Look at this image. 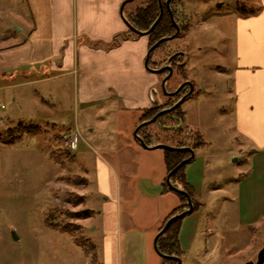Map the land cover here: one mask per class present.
<instances>
[{"label":"rangeland","instance_id":"1","mask_svg":"<svg viewBox=\"0 0 264 264\" xmlns=\"http://www.w3.org/2000/svg\"><path fill=\"white\" fill-rule=\"evenodd\" d=\"M179 1L178 20L186 30L175 38L172 50L186 53L187 78L198 94L181 104L182 127L191 130L188 145H193L195 131L205 143L194 150L183 169L201 205L181 220V259L208 264L255 262L264 242V149L236 131L233 73L240 17L236 8L244 4L257 9L259 0ZM143 4L144 0H134L125 11ZM29 21L26 0H0V47L24 38L27 31L17 29ZM115 42L106 48L117 47L121 38ZM93 46L104 49L99 43ZM218 66L221 70L216 72ZM5 76L0 74V264H97L100 237L90 228L100 221L97 211L110 194H99L94 163L104 149H119L115 136L107 133L110 126L114 128L112 115L102 112L96 118L82 110L71 76H49L43 83H24L19 74ZM179 80L176 77L172 85ZM62 117L77 121L83 137L78 144L65 146L62 135L72 130L59 124ZM139 124L128 137L134 144L138 142L133 130ZM22 125H38L40 130L23 134ZM151 126V133L160 140L152 137L150 146L170 140L171 132L161 133ZM89 127L93 133H87ZM149 152L162 155L163 149ZM116 153L124 159V149ZM143 164V158H136L123 167L115 166L121 197L116 204L118 264H152L154 256L164 263L153 249L157 232L147 245L145 232L153 216L168 211L179 197L164 191L165 171L163 176L158 169L145 172Z\"/></svg>","mask_w":264,"mask_h":264},{"label":"crops","instance_id":"2","mask_svg":"<svg viewBox=\"0 0 264 264\" xmlns=\"http://www.w3.org/2000/svg\"><path fill=\"white\" fill-rule=\"evenodd\" d=\"M122 1L26 0L32 21L26 25L23 23L17 32L24 28L23 32L26 30L27 35L0 47V74H19L24 83L30 80L43 83L49 76L52 79L71 76L75 99L82 110L91 111L92 117L96 118L102 112L112 115L114 128L110 126L107 133L115 136V146L119 149H104L103 155L96 157L94 163L99 194H110L97 211L100 221L90 228L100 237L96 249L99 256L97 264H118L116 235L120 219L116 204L121 197L117 196L116 167L143 158V171L158 169L160 174L163 171L161 176L164 171L166 173L163 154L149 152L154 149H144L128 138L130 130L138 124L142 111L150 106L152 99H156L159 78L144 67L147 36L134 37L128 33L119 16ZM257 10L256 15L239 17L236 21L237 58L233 73L235 124L238 133L249 137L256 148L264 149V0L258 1ZM116 36L121 38L119 45L106 48ZM95 43L103 45L104 49L95 48ZM199 75H203V72ZM87 117L83 116L84 119ZM59 124L71 129L78 143L83 139L77 121L71 123L62 117ZM86 131L93 133V128L89 127ZM239 148L242 150L241 143ZM121 149L125 151L124 159L118 158L121 156L116 153ZM153 164L155 167L152 168ZM140 168L141 164L137 165L138 171ZM157 199L161 200V195L158 194ZM146 200L153 202L155 198L146 197ZM179 205L180 199L172 201L168 211L164 209L153 216L145 232L146 245L147 239L159 232L168 215ZM143 219L146 220L147 216ZM181 228L178 233L180 264H208L181 259ZM208 235L207 232L204 236ZM191 250L194 251L192 247ZM154 259L152 264H162L155 256Z\"/></svg>","mask_w":264,"mask_h":264},{"label":"trees","instance_id":"3","mask_svg":"<svg viewBox=\"0 0 264 264\" xmlns=\"http://www.w3.org/2000/svg\"><path fill=\"white\" fill-rule=\"evenodd\" d=\"M166 0H161L163 3V14L159 22L154 26L152 31L147 35V49L152 46L155 42H157L159 39L163 37H169L174 34L175 27L170 19L169 12L166 9L164 2ZM127 3L123 8V14L124 17L127 19V21L130 23L131 26H133L135 29L139 31H146L150 28V26L153 24V22L156 20L158 14H159V7L157 0H144V4L140 7H135L133 10L126 13L125 7L128 5ZM180 5L179 0H170L169 6L170 10L173 16V19L176 23L179 24L178 20V10L176 9ZM257 9H247V6L244 4H239L236 8V12L240 17L246 18L250 16H254L257 13ZM180 31L179 34L176 37H181L182 34H184L186 30V26L183 24H179ZM130 34H134L129 29L127 31ZM136 35V34H135ZM117 36L112 40L110 43L111 45H114L116 42ZM173 40L170 41H164L159 46H157L150 54L148 59V67L150 68H156L160 66L162 63L165 62L167 56L170 54H174L176 52H179V50H172L173 49ZM184 52V51H183ZM175 60H180V57L175 58ZM176 77H179L181 82L184 79L187 78V72L185 71L184 67H180L175 69L173 77L168 81V85H170V89H173L177 84L172 85L173 81ZM175 83V82H174ZM162 101L154 100L150 107L144 109L142 111L141 117L138 121V124L151 119L160 109L169 107L172 105V103L175 101V99L168 98L166 96H162ZM184 119V113L181 109V107L176 108L174 111L166 113L161 115L158 119H156L152 124L144 126L140 128L137 132V134L142 138L144 143L147 146H150L152 137H155L157 140H160L159 135H154L151 133V129L153 128L151 125H154L161 133H167L171 132V138L167 142L163 141L161 143H167V145H170L175 148H181V147H190L193 151L197 148H201L205 146L204 141H202L200 134H198L197 131H195L193 135V145H188L186 140L189 138V134L191 133V130H186L182 127ZM21 125V124H20ZM20 133L28 134V135H34L39 132V126L38 125H22ZM185 130V132H184ZM185 133L183 137L182 134ZM21 136V135H20ZM19 137V135H18ZM160 143V141L158 142ZM190 156L189 151L183 150H169V149H163V162L166 169V173L170 170H172L177 164L180 162L186 160ZM186 165V164H185ZM185 165H181L170 177V183L175 186L176 188H179L181 190H184L187 192V194L190 196L193 210L195 211L199 208L201 204L197 201L196 193L193 191V189L189 186V184L186 182L185 175L183 173V169ZM166 174V175H167ZM164 191H170L175 193L179 199H180V205L174 209L166 218L165 222L173 215L181 213L182 211L186 210L188 208L186 198L184 195L173 191L168 187V185L165 182H163ZM197 204V206H195ZM84 214H87V212H84ZM182 218H178L173 220L166 231L158 237L157 239V248L158 250L165 255L168 256H177L180 257L181 255V249L178 242V233L181 226V220ZM162 225V227H163ZM161 227V228H162ZM160 228V229H161ZM164 263L162 264H175V261L163 259Z\"/></svg>","mask_w":264,"mask_h":264},{"label":"water","instance_id":"4","mask_svg":"<svg viewBox=\"0 0 264 264\" xmlns=\"http://www.w3.org/2000/svg\"><path fill=\"white\" fill-rule=\"evenodd\" d=\"M134 0H123L119 6V16L120 18L122 19V21L124 22V24L126 25V27L131 31L133 32L134 34L138 35V36H147L151 31L152 29L154 28V26L159 22V20L161 19L162 17V14H163V9H162V3H161V0H157L158 2V6H159V14L156 18V20L153 22V24L150 26V28L146 31H139L137 29H135L133 26L130 25V23L127 21V19L124 17V14H123V8L124 6L127 4V3H130ZM169 1L170 0H166L165 2V7L166 9L168 10L169 12V16H170V19L175 27V32L173 35L169 36V37H163L161 39H159L157 42H155L152 46H150L146 52V56H145V59H144V67L145 69L148 71V72H152V73H160L162 71H165L167 70L168 71V74L161 80V88H162V91L166 94V95H169V96H172V95H175L183 86H185L186 84L190 85V91L192 90V87H191V84L190 82H183L179 85V87L174 91V92H170V93H167L166 90H165V82L170 78L171 74H172V68L165 65V66H162L161 68H158V69H151L148 67V59H149V56L151 54V52L157 47L159 46L162 42L164 41H170L172 39H174L178 34H179V31H180V26L178 23H176L173 19V16H172V13H171V10H170V6H169ZM182 54V53H180ZM186 96H183L178 102H176L172 107L168 108V109H164V110H161L159 111L157 114H155L150 120H147V121H144L142 123H140L134 130H133V136L135 138V140L140 144L141 147L145 148V149H149V150H152V149H158V148H162V149H169V150H180V151H183V150H186V151H189L190 153V156L180 162L179 164H177L172 170H170L168 172V174L166 175L165 177V182L166 184L168 185V187L170 189H172L173 191L175 192H178L182 195L185 196L186 198V202H187V205H188V208L184 211H182L181 213H178V214H175L173 216H171L166 222L165 224L163 225V227L159 230V232H157V234L155 235L154 239H153V249L154 251L156 252V254L158 256H160L161 258L163 259H167V260H172V261H175V264H180V258L177 257V256H168V255H165V254H162L158 248H157V239L159 236H161L165 231L166 229L168 228L169 224L175 220V219H178V218H182L184 216H186L187 214L191 213L192 210H193V206H192V202H191V199H190V196L187 194V192H185L184 190H181L179 188H176L175 186H173L171 183H170V177L171 175L181 166V165H185L186 163H188L192 158H193V155H194V152L193 150L190 148V147H181V148H175V147H172L170 145H166V144H157V145H153V146H147L144 141L142 140V138L137 134L138 130L145 126V125H148V124H151L153 123L160 115L164 114V113H168L172 110H174L177 106H179L183 100L185 99ZM13 238L14 239H17L16 236L14 235V233L12 234ZM264 263V242L262 244V248L260 249V251L258 252L257 256H256V261L253 262V261H247L245 263H242V264H263Z\"/></svg>","mask_w":264,"mask_h":264},{"label":"flooded vegetation","instance_id":"5","mask_svg":"<svg viewBox=\"0 0 264 264\" xmlns=\"http://www.w3.org/2000/svg\"><path fill=\"white\" fill-rule=\"evenodd\" d=\"M166 2V1H165ZM165 2H164V5H165ZM170 2V1H169ZM158 3V2H157ZM162 3V2H161ZM159 7V6H158ZM162 9H163V3H162ZM176 38V37H175ZM173 40V39H172ZM148 50V49H147ZM180 53H182V54H180ZM177 57H180V60H175V58H177ZM187 64H188V57L186 56V53L185 52H183V51H179V52H176V53H174V54H170L169 56H167V58H166V60H165V62L164 63H162L160 66H158V67H156V68H151V69H158V68H161L162 66H165V65H167V66H169V67H171L172 68V74H171V76H170V78L165 82V90H166V92L167 93H170V92H174L178 87H179V85L181 84V83H183V82H190V84H191V87H192V90H191V92H189L190 91V85H188V84H186L185 86H183L175 95H172V96H169V95H166L163 91H162V88H161V80L168 74V71L167 70H165V71H162V72H160V73H156V75L158 76V78H159V80H158V84H157V91L155 92V96L157 97H155L156 99H152V101H151V104H152V102L154 101V100H159V101H162L161 99H162V96L164 95V96H166V97H168V98H171V99H175V101L172 103V105L171 106H169V107H165V108H162V109H160L159 111H161V110H164V109H168V108H170V107H172L176 102H178L183 96H186L185 97V99L187 98V97H190V96H197L198 94H195L196 92H195V89H194V84H193V82L190 80V79H184V80H182L181 82H179L173 89H170L171 87H170V85H168L167 83H168V81L171 79V77H173V75H174V72H175V69H177V68H180V67H186L187 66ZM207 64V63H206ZM150 68V67H149ZM217 69L215 70L216 72H219L220 70H221V67L220 66H218V67H216ZM204 92V91H203ZM153 93H154V90H153ZM153 95V94H152ZM154 98V97H153ZM184 99V100H185ZM183 100V101H184ZM151 104H150V106H151ZM182 104V103H181ZM181 104L179 105V106H177L176 108H178V107H181ZM149 106V107H150ZM175 108V109H176ZM174 109V110H175ZM174 110H172V111H174ZM158 111V112H159ZM172 111H170V112H172ZM157 112V113H158ZM156 113V114H157ZM169 113V112H168ZM164 114H166V113H164ZM163 115V114H162ZM161 116V115H160ZM159 116V117H160ZM158 117V118H159ZM157 118V119H158ZM150 120V119H149ZM145 121H147V120H145ZM144 122V121H143ZM142 123V122H141ZM152 124V123H151ZM148 125H150V124H148ZM145 126H147V125H145ZM144 127V126H143ZM142 128V127H141Z\"/></svg>","mask_w":264,"mask_h":264},{"label":"built area","instance_id":"6","mask_svg":"<svg viewBox=\"0 0 264 264\" xmlns=\"http://www.w3.org/2000/svg\"><path fill=\"white\" fill-rule=\"evenodd\" d=\"M62 137L64 139L65 146L71 147L72 145L77 143V137L72 133L63 134Z\"/></svg>","mask_w":264,"mask_h":264}]
</instances>
